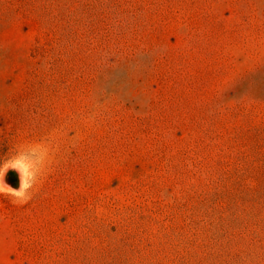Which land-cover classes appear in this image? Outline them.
<instances>
[{"label":"rangeland","instance_id":"rangeland-1","mask_svg":"<svg viewBox=\"0 0 264 264\" xmlns=\"http://www.w3.org/2000/svg\"><path fill=\"white\" fill-rule=\"evenodd\" d=\"M0 264H264V0H0Z\"/></svg>","mask_w":264,"mask_h":264},{"label":"clouds","instance_id":"clouds-1","mask_svg":"<svg viewBox=\"0 0 264 264\" xmlns=\"http://www.w3.org/2000/svg\"><path fill=\"white\" fill-rule=\"evenodd\" d=\"M50 165L49 151L43 144L18 145L11 152L0 158V195L14 205L28 203L39 190ZM9 170L19 176L18 189L5 181Z\"/></svg>","mask_w":264,"mask_h":264},{"label":"bare ground","instance_id":"bare-ground-1","mask_svg":"<svg viewBox=\"0 0 264 264\" xmlns=\"http://www.w3.org/2000/svg\"><path fill=\"white\" fill-rule=\"evenodd\" d=\"M5 181L13 188L18 189L20 186L19 176L13 170L8 171V173L5 176Z\"/></svg>","mask_w":264,"mask_h":264}]
</instances>
